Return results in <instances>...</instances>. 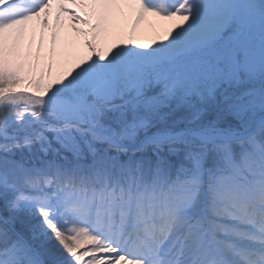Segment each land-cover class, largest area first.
<instances>
[{"label": "snow or ice", "instance_id": "obj_1", "mask_svg": "<svg viewBox=\"0 0 264 264\" xmlns=\"http://www.w3.org/2000/svg\"><path fill=\"white\" fill-rule=\"evenodd\" d=\"M0 264H264V0H0Z\"/></svg>", "mask_w": 264, "mask_h": 264}, {"label": "bare ground", "instance_id": "obj_2", "mask_svg": "<svg viewBox=\"0 0 264 264\" xmlns=\"http://www.w3.org/2000/svg\"><path fill=\"white\" fill-rule=\"evenodd\" d=\"M63 19H64V21H65V27L67 28V27H68L67 18L64 17ZM141 28L143 29V31H144V33H145V37H147V36L149 35V33H148V30H147L146 26H143V25H142Z\"/></svg>", "mask_w": 264, "mask_h": 264}]
</instances>
